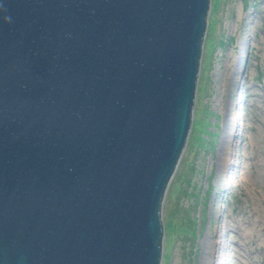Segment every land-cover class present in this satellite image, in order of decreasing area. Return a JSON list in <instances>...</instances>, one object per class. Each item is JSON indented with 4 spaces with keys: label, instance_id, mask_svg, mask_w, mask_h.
I'll return each mask as SVG.
<instances>
[{
    "label": "water",
    "instance_id": "obj_1",
    "mask_svg": "<svg viewBox=\"0 0 264 264\" xmlns=\"http://www.w3.org/2000/svg\"><path fill=\"white\" fill-rule=\"evenodd\" d=\"M209 0H7L0 264H160Z\"/></svg>",
    "mask_w": 264,
    "mask_h": 264
},
{
    "label": "rangeland",
    "instance_id": "obj_2",
    "mask_svg": "<svg viewBox=\"0 0 264 264\" xmlns=\"http://www.w3.org/2000/svg\"><path fill=\"white\" fill-rule=\"evenodd\" d=\"M160 264H264V0H209Z\"/></svg>",
    "mask_w": 264,
    "mask_h": 264
},
{
    "label": "clouds",
    "instance_id": "obj_3",
    "mask_svg": "<svg viewBox=\"0 0 264 264\" xmlns=\"http://www.w3.org/2000/svg\"><path fill=\"white\" fill-rule=\"evenodd\" d=\"M7 10V0H0V21L2 22H10L11 17L6 15Z\"/></svg>",
    "mask_w": 264,
    "mask_h": 264
},
{
    "label": "bare ground",
    "instance_id": "obj_4",
    "mask_svg": "<svg viewBox=\"0 0 264 264\" xmlns=\"http://www.w3.org/2000/svg\"><path fill=\"white\" fill-rule=\"evenodd\" d=\"M204 35H205V33H204ZM203 38H204V36H203ZM203 42V41H202ZM201 54H200V60H199V65H200V61H201V55H202V45H201V52H200ZM199 72V71H198ZM199 74V73H198ZM198 83V77H197V82H196V84ZM190 129V128H189ZM189 132V131H188ZM166 190V189H165ZM162 220V219H161ZM162 228H163V224H162Z\"/></svg>",
    "mask_w": 264,
    "mask_h": 264
}]
</instances>
